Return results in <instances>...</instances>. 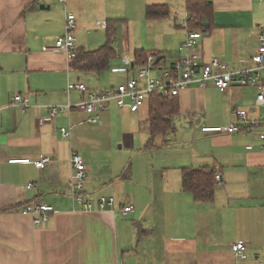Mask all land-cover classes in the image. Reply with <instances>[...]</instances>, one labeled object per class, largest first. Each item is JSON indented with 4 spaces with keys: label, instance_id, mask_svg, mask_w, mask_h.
<instances>
[{
    "label": "crops",
    "instance_id": "obj_1",
    "mask_svg": "<svg viewBox=\"0 0 264 264\" xmlns=\"http://www.w3.org/2000/svg\"><path fill=\"white\" fill-rule=\"evenodd\" d=\"M65 1L63 6L58 0H0V264H264L261 142L239 133L202 131L229 125L233 109L261 119L256 90L221 93L194 85L176 97L177 113L157 136L150 134L149 101L136 113L112 106L96 125L75 109L40 125L49 106L77 103L85 96L78 91L67 96L68 82L79 81L93 92L108 89L136 77L143 64H135V51L159 54L169 64L185 40L177 22L186 13L185 0H140L139 41H125L122 35L130 25L121 20L114 26L115 57L109 68L76 70L54 41L63 33L66 13H72L77 48L101 47L105 33L90 39L82 20L87 8L103 2ZM209 1L212 28L197 30L202 39L194 53L204 62L217 58L228 70L250 66L264 27V2ZM149 5L167 6L168 17L146 19ZM124 56L134 69L113 72ZM105 71L122 74V81L113 84ZM16 94L28 98L25 111L10 105ZM60 128L70 129V136L62 138ZM72 153L84 162L86 200L113 197L111 208L83 211L73 205ZM40 157L50 159L42 170L9 162ZM204 167L219 178L212 201L199 203L183 190L182 171ZM31 203L51 205L54 213L35 226L30 216L19 213ZM127 205L131 212L123 211ZM238 242L245 245L244 259L232 252Z\"/></svg>",
    "mask_w": 264,
    "mask_h": 264
},
{
    "label": "built area",
    "instance_id": "obj_2",
    "mask_svg": "<svg viewBox=\"0 0 264 264\" xmlns=\"http://www.w3.org/2000/svg\"><path fill=\"white\" fill-rule=\"evenodd\" d=\"M264 2V0H258ZM65 0H58V3L65 6ZM191 16L187 13L179 18L178 27L185 31V40L179 46L176 56L169 64L162 59L156 63V55L149 54L143 66L137 68L136 77H130L125 82L102 91H89L81 82H68L65 93L67 96L72 91H78L85 96L77 103H66L64 105L49 106L47 116L39 119L42 125L46 121L53 120L58 114H68L71 110L82 111L87 115L86 122L92 125L100 123V114L112 106L119 109L127 108L131 113H136L144 104L148 102L151 95H158L159 98L178 97L180 92L197 86L201 89L213 87L223 93L232 88L252 87L256 90L255 106L260 109L261 119H250L246 111L233 109L231 111L230 124L225 127L203 128L204 132H216L227 134H242L245 136H255L261 142V150L264 151V27H262L257 37L258 46L254 55L247 62L242 70H228L227 66L217 58H210L208 61L201 60L200 56L194 53L202 39L200 31L189 28ZM105 29L104 24H98ZM76 28L75 16L66 13L63 33L54 41L57 51L63 53L68 61L76 56V39L74 31ZM122 66L113 69V72L124 71L130 73L134 69V63L127 56L121 58ZM159 71V75L155 73ZM143 81V87L140 86ZM10 105L19 107L25 111L29 107L27 97L20 94L13 95ZM62 138L70 136V129L60 128ZM247 151L252 150L251 145H247ZM10 163H31L37 169L42 170L50 162L47 157L38 159L11 160ZM71 176L69 183V195L75 207L83 211L94 209L104 210L114 205L115 199L100 195L96 201L86 200L85 179L86 169L82 158L75 153L70 157ZM218 176L215 177L218 180ZM264 185V180L262 182ZM31 185H28L29 189ZM124 212H131V205L124 206ZM19 213L32 218L35 226H39L49 220L54 208L51 205L41 203L27 204L19 209ZM245 245L241 242L232 246L235 257L245 258Z\"/></svg>",
    "mask_w": 264,
    "mask_h": 264
},
{
    "label": "trees",
    "instance_id": "obj_3",
    "mask_svg": "<svg viewBox=\"0 0 264 264\" xmlns=\"http://www.w3.org/2000/svg\"><path fill=\"white\" fill-rule=\"evenodd\" d=\"M185 12L191 16L189 28L207 32L212 28V5L209 0H185ZM168 7L165 5H149L145 9L146 19H163L168 17ZM117 20L105 22V43L96 50L89 51L77 48L76 56L71 59L70 65L73 69L81 71L102 72L110 66L115 57V23ZM152 53L143 50L134 52L136 65L144 64L146 57ZM156 57L159 54L154 53ZM149 101L148 121L151 136L161 134L169 128L170 118L177 113L178 106L176 97L159 98L151 95ZM216 173L211 168L185 169L182 171V188L192 195L194 201L199 203L211 202L214 195Z\"/></svg>",
    "mask_w": 264,
    "mask_h": 264
},
{
    "label": "rangeland",
    "instance_id": "obj_4",
    "mask_svg": "<svg viewBox=\"0 0 264 264\" xmlns=\"http://www.w3.org/2000/svg\"><path fill=\"white\" fill-rule=\"evenodd\" d=\"M140 0H102L103 5L95 6L94 8H87L85 16H83V24H86L87 29H89L90 34L93 35L90 39L94 40L96 37L100 36L98 33L104 32L98 24H104L108 20H117L116 23L120 24L121 20H127L129 22L130 31L129 33L123 34L125 41L130 45L133 42H138L140 38L141 27H138V22L140 21V12L138 11V4ZM101 1L97 0L96 5ZM118 18V19H116ZM98 34V35H96ZM75 35V31H74ZM95 35V36H94ZM95 37V38H94ZM91 40V41H92ZM93 43V41H92ZM170 62V59H167ZM108 73L107 71H105ZM93 75H97L94 74ZM112 79L113 84L122 81V74H107ZM96 80V76H95ZM99 84V81H95V85Z\"/></svg>",
    "mask_w": 264,
    "mask_h": 264
},
{
    "label": "water",
    "instance_id": "obj_5",
    "mask_svg": "<svg viewBox=\"0 0 264 264\" xmlns=\"http://www.w3.org/2000/svg\"><path fill=\"white\" fill-rule=\"evenodd\" d=\"M41 8H44V7H41ZM161 59H162V57H157L156 63H158Z\"/></svg>",
    "mask_w": 264,
    "mask_h": 264
}]
</instances>
